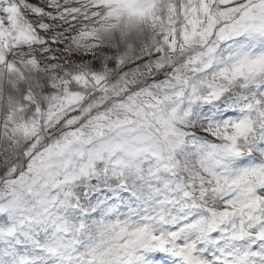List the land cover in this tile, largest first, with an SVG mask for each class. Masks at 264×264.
Listing matches in <instances>:
<instances>
[{"label": "snow or ice", "instance_id": "6c2138e0", "mask_svg": "<svg viewBox=\"0 0 264 264\" xmlns=\"http://www.w3.org/2000/svg\"><path fill=\"white\" fill-rule=\"evenodd\" d=\"M0 264H264V0H0Z\"/></svg>", "mask_w": 264, "mask_h": 264}]
</instances>
